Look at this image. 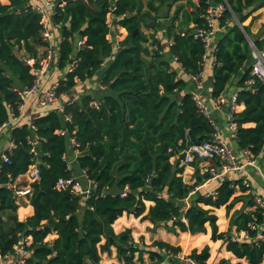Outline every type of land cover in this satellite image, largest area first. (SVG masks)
<instances>
[{"label": "trees", "instance_id": "1", "mask_svg": "<svg viewBox=\"0 0 264 264\" xmlns=\"http://www.w3.org/2000/svg\"><path fill=\"white\" fill-rule=\"evenodd\" d=\"M257 1L187 0L189 8L179 18V7L166 28V46L151 35L156 47L149 52L141 23L144 18L154 20L159 5L115 0L114 22L127 31L116 42L108 39L106 17L111 0H53L51 22L61 32L58 67L70 66L57 81V96L69 94L78 81L97 72H101L105 91L99 97L72 100L63 113L55 107L29 124L9 126L13 147L0 153V259L18 256L15 247L30 237L23 243L27 251L23 264H101V254H109L112 246L123 264L144 262V254L148 264H191L187 259L207 264L208 246L181 259L177 257L182 254L179 246L154 241L140 247L128 230L115 233L113 223L127 213L171 232L205 233L208 225L211 240L224 241L226 250L236 258L248 264L263 262L264 212L252 199L248 202L251 209L232 213L227 232L218 230L213 213L214 208L224 206L228 211L233 206L235 188L241 181L223 179L214 194H198L197 188L211 175L200 170L197 160L187 164L194 168V181L183 180L185 151L211 140L216 128L213 119L199 111L194 89L187 90V80L164 59L166 50L189 81L205 71L207 49L201 38H194V32L208 30L201 15L210 4H222L223 12L216 19L220 36L213 52L211 98H220L236 79V103L244 107L231 111V122L236 126L239 148L256 157L264 146V84L251 74L250 44L263 48L264 35L251 30L253 17L243 23L261 8ZM77 37L84 42L75 49ZM44 46L42 15L27 0H0V127L19 114L20 93L34 85L35 70L46 55L45 51L38 56L37 49ZM28 60L33 61L30 69L23 64ZM64 114L70 119L65 121ZM70 139L76 142L73 165L65 157ZM32 147L37 158L30 152ZM34 163L40 178L29 184L31 194L26 196L33 214L21 221L12 185L18 191L28 184L24 179L16 182ZM78 172L95 183L88 196L57 187L60 180ZM145 201L153 203L147 211ZM232 227L245 237L231 236ZM51 234L55 237L46 240ZM217 264L229 261L221 259Z\"/></svg>", "mask_w": 264, "mask_h": 264}, {"label": "crops", "instance_id": "2", "mask_svg": "<svg viewBox=\"0 0 264 264\" xmlns=\"http://www.w3.org/2000/svg\"><path fill=\"white\" fill-rule=\"evenodd\" d=\"M1 1H7V0H1ZM47 0H27V4L29 6H37L42 7L45 5ZM53 2V0H52ZM149 2V1H147ZM147 2L144 1L146 4ZM163 2L162 0L158 1V4ZM180 2V1H178ZM171 3H168L170 6ZM175 6V4L171 5ZM170 6V7H171ZM181 7V6H180ZM146 8V6L144 7ZM179 9V7L175 10V12ZM186 9V7H183L179 11V18L182 16V11ZM260 9V8H259ZM51 12L52 8L47 11L46 20L48 23V32H49V42L48 45H50L56 52L54 57V65L50 66V61L48 64V67L43 71V73L37 77L39 78V91H43L48 89L51 85L56 83L59 79L63 78L65 76V73L70 70V66L65 67L64 69H60L58 67L57 62V51L58 47L61 41V32L58 27H56L55 24L51 22ZM174 12V14H175ZM152 15L154 14L151 12ZM173 14V15H174ZM158 15V13H157ZM156 15V18H157ZM172 15V16H173ZM155 18V19H156ZM145 19V18H144ZM143 19V21H144ZM114 18L112 20H109V34L108 39L120 41L123 40L126 35L127 31L125 28L121 27L120 25L116 24L114 22ZM192 24H190L188 27H191ZM187 27V28H188ZM154 29V28H153ZM251 30L254 32V30L251 28ZM143 32V31H142ZM144 33V32H143ZM256 33V32H254ZM146 34V33H144ZM154 39L161 42L158 38L159 34H153L152 35ZM165 36H166V29H165ZM219 34H217V31L212 38L213 44H216V41L219 39ZM148 39L151 38V35H147ZM167 38V37H165ZM82 37L75 38L73 45L75 49H78L79 41L82 40ZM148 41H151L148 40ZM152 42V41H151ZM149 43V42H148ZM146 44V46L148 45ZM163 47L166 46V39L165 41L161 42ZM47 45V46H48ZM152 45V43H150ZM47 46L39 47L38 50V56H40L42 53L46 51ZM149 52H151V48L148 47ZM164 59H168L169 63L175 69L179 75V77L184 78L188 82L187 90L194 89L193 82L189 81V78L186 77V74L182 71L179 64L175 61V59L170 58L165 50L164 52ZM214 59H213V49L209 50L207 53V58L205 60V67L207 71V77L205 79V88L201 93V99L206 104L208 109L210 111L213 110L214 116L212 117L210 114V117L213 119L215 123L216 128V136L223 139L228 147L231 149V151L235 154L237 159L244 164V166L235 172H230L227 174H224L220 177H216L214 179H210L208 182L203 184V186L198 187L197 191H200L201 193L209 194L212 193L215 186L223 179H234L241 181V188L240 185H237L235 188V194L234 197H238V208L233 209V206L227 211V209L222 206L219 209L214 208L213 213L218 218L220 217V213H222V217L224 214H226V211L229 212L231 209H233L232 213L235 210L238 209H244L249 210L251 207L249 206L248 202L252 198V196L257 195L261 197L264 200V179L262 177V172L264 171V146L261 150V152L253 158L254 163L250 164L248 163V157L244 154L243 150L239 148L237 139L235 136V133L230 131L228 128V124L231 121L229 110V102L231 97L236 93L237 91V85H236V79H233L231 83L226 87L224 93L221 95L220 98L217 100H213L211 98V88H212V81H211V73H212V65H213ZM106 63V61H105ZM32 65V64H30ZM106 65V64H105ZM104 65V66H105ZM101 72H97L92 78L87 79L85 81H78L77 84L73 87L71 92L69 94L62 95L57 103H54L53 105L48 106H40L38 104V92H35L31 94L26 101L24 102V107L22 112L19 115V118L16 121H13L11 124H9L3 131L1 137H0V153H2L5 150H10L12 148L11 146V137H10V129L9 126L12 124H23V123H30L33 118L47 113L52 108L57 107L59 103H64L67 100H79L85 95H91V96H101L103 92L105 91V87L101 84ZM216 105L220 106V109H217ZM243 105H238L236 108V111H241L243 109ZM221 123V126L218 127L217 123ZM252 124H245V126H251ZM66 158L70 161L71 165L74 164V161L76 159V155L74 154L72 150L71 143L68 142L67 144V152H66ZM187 165V164H186ZM198 166L200 170L202 171V168L200 164L198 163ZM193 173L194 168L191 166H188L187 168L184 167V171L182 173L183 180L187 183H192L194 181L193 179ZM76 177H80V172L76 173ZM21 179H24V177L18 178L16 183H19ZM241 196V197H240ZM19 201V208L17 210V217L19 220L24 221L27 217L31 216L33 214V207L27 202L26 197H18ZM188 203V200L186 201ZM153 203L151 201H145L146 211L148 210L149 206ZM220 212V213H217ZM232 213L229 215L227 221H226V227H224L225 223H217L218 230L220 232H227L229 230V222L230 217ZM220 220V219H219ZM113 230L115 233H120L122 231L128 230L131 233V236L133 238V241L136 243H145L146 245L152 244L154 241H165L167 243H170L174 246H179L183 252V254L191 253L193 250H197L198 252L201 251L205 246L209 247V258L211 254H217V252H220V260L221 259H227L229 261V264H235L237 262H240L241 264H248L245 259H239L236 258L231 252L226 250V243L222 240H211V229L207 225L206 226V232L205 233H197V234H188L186 232H171L166 227L162 225H154L152 222H150L147 219H141L140 217H135L133 214H127L123 213L121 217H119L114 223H113ZM230 235L233 237L243 238L245 237V234L243 232L237 233L235 232V228H231ZM55 237L54 234L49 235L46 240H52ZM114 248V252H112V249ZM111 252L103 253L101 254V264L103 262L110 261V264L117 263V264H123L121 261L118 260L116 256V248L112 246ZM181 252V253H182ZM110 255V256H109ZM145 256V260H148L147 254L143 255V259ZM185 256V255H184ZM219 256V255H218ZM208 258V259H209ZM15 259V256L6 258V259H0V264H10ZM212 260V259H211ZM264 261V260H263ZM148 262L146 264H148ZM212 262V261H211ZM208 264V263H207Z\"/></svg>", "mask_w": 264, "mask_h": 264}, {"label": "built area", "instance_id": "3", "mask_svg": "<svg viewBox=\"0 0 264 264\" xmlns=\"http://www.w3.org/2000/svg\"><path fill=\"white\" fill-rule=\"evenodd\" d=\"M112 5L109 9V12L107 13L106 21L109 26V20H112L114 18L113 12L116 9L115 6V0H111ZM196 2V0H194ZM54 2L52 0H47L45 5L42 7H37V6H31L32 10L41 14L42 15V23H43V36L45 41L49 42V32H48V23L46 20V15L47 11L51 8H53ZM223 12V6L222 4H210L205 13L202 14L201 16L206 20V23L209 27L208 30H203V29H197L194 32V38H201L202 41L204 42L205 48L207 49V53L209 50L215 49V45L213 44L212 38L214 37L217 27H216V19L218 16H220ZM56 27L60 28L59 25H56ZM110 40V39H109ZM84 42V38L79 41V46H81ZM117 42V41H116ZM170 44L172 42H169ZM251 46V74L252 76L258 78L263 84H264V47L261 49H258L255 47L253 43L250 44ZM207 53L203 56V60L205 61L207 58ZM55 50L48 45L46 48V55L41 61V67L39 69H36V76H40L43 71L48 67V64L51 60L54 59L55 57ZM214 59V56H213ZM30 62H33L32 60H28L27 63L32 64ZM207 77V71H202L200 73H197L195 75H192L191 82L194 84V91L195 94L193 96L199 111L205 115L206 117L210 118V110L206 106V104L202 101L201 99V93L205 88V79ZM249 84L252 83V81L248 82ZM39 86V78L36 77L34 85L22 91L20 93V97L22 100V103L18 107L19 114L17 116H12L10 121L8 123L3 124L0 127V137L4 131V129L11 124L13 121H16L19 118L20 113L23 110L24 107V102L26 99L33 93L38 92V104L40 106H48V105H53L54 103H57L58 99L61 97L57 96L56 94V89L58 87V83H54L51 85L48 89L39 91L38 89ZM237 94L235 93L229 102V110L230 111H236L237 108ZM72 100H67L64 103H59L57 105V110L60 113L64 112L65 105L70 104ZM97 106V104H94ZM217 109H220L221 107L216 105ZM69 115L64 114V120H69ZM29 124V123H28ZM215 124V123H214ZM228 128L230 131L234 132L236 131V126L234 123L230 121L228 124ZM61 134L64 132L61 130ZM69 142L71 143L72 150L75 155H77V151L74 150V146H76V142L74 139H70ZM11 146L13 147V141L11 139ZM30 152L32 153L34 158H37L39 156L37 150L35 147H32ZM244 154L247 155L248 157V163L253 164V158L248 155L247 150H243ZM66 157V156H65ZM197 160V162L200 164L202 171L208 172L211 175V178L214 179L216 177H220L224 174L230 173V172H235L241 169L244 164H242L235 154L231 151V149L228 147L226 142L217 137L216 133L212 136V139L206 142H203L198 145H193L189 147L185 153L184 157L182 159V163L184 164H189L192 161ZM5 162H9L7 158H4ZM25 178L26 184L22 188H20L18 191L15 190V186L12 185V189L14 190L15 194L17 197H26L27 195L31 194V187L30 183H33L37 181L40 178V171L37 163H34L31 165L28 169V171L22 176ZM262 177L264 179V171L262 172ZM80 179V180H79ZM58 188H70L71 192L75 193L76 195H83V196H88L91 194L92 190L95 188V183L89 179H86L85 175L80 173V177H76V175H73V177H70L65 180H60L57 184ZM214 194V193H212ZM258 208L262 209L264 212V200L257 196L254 195L251 198ZM254 228V227H253ZM261 239H264L261 236ZM30 241V237L25 238L22 243L17 245L15 247L16 252L18 254L15 255V259L10 263V264H23V258L25 257L27 251L25 249V245L23 244L28 243ZM177 257L183 259L185 256L179 254ZM191 264H197L191 259H187Z\"/></svg>", "mask_w": 264, "mask_h": 264}, {"label": "rangeland", "instance_id": "4", "mask_svg": "<svg viewBox=\"0 0 264 264\" xmlns=\"http://www.w3.org/2000/svg\"><path fill=\"white\" fill-rule=\"evenodd\" d=\"M145 2L147 1H150L153 3V5H159V8L156 12V15H157V18L152 20L150 18H145L144 21H142L141 23V31H143L144 33H146V35H153V34H159L160 36L158 37L160 39L161 42L165 41V29L167 28L168 24L171 22V19H172V15L174 14L175 10L178 8V7H186V8H189L188 5L186 4V1L187 0H162L163 2L159 3L158 4V1L159 0H144ZM180 1V2H178ZM168 3H171V5L175 4V6H169ZM261 4V8L258 9L257 11L253 12L251 14V16H249L245 21H244V25L248 24L250 21H251V17H253V20L251 21V28L254 30V32H259V33H263L264 35V2L260 0H258L256 2V5H260ZM154 28V29H153ZM150 40V39H149ZM151 41H149L148 43V47L151 48V52H153L154 50V47L155 46H152L150 45ZM32 63V62H30ZM210 114L211 116L213 117L214 116V113H213V110L210 111ZM217 126L220 127L221 126V123H217ZM184 164V163H182ZM188 165L185 166V168H187ZM80 180V179H79ZM238 197H234V206H233V209H236L238 208L237 206H239V203H238ZM241 197V196H240ZM233 209H231L229 212L226 211V214H224V216L222 217V213L220 212H217V213H220V217L218 218V223L222 222V223H225L224 227H226V221L229 217V215L232 213ZM220 219V220H219ZM140 247H144L143 245H146L145 243H139ZM112 249V252H114V248H111ZM190 254L189 253H186V254H182L181 255H185V256H188ZM219 255V256H218ZM110 256V255H109ZM212 259V260H211ZM212 261V262H211ZM220 261V252H217V254H211L210 255V258L207 260V263L208 264H217L218 262ZM230 262H232L231 260H229ZM148 261L145 260V256H144V262H138V264H146ZM103 264H110V261H107V262H103ZM113 264H117V263H113ZM261 264H264V261L261 263Z\"/></svg>", "mask_w": 264, "mask_h": 264}, {"label": "water", "instance_id": "5", "mask_svg": "<svg viewBox=\"0 0 264 264\" xmlns=\"http://www.w3.org/2000/svg\"><path fill=\"white\" fill-rule=\"evenodd\" d=\"M63 2H66V1H68V0H62ZM87 2H89V3H92L93 2V0H86ZM236 21H237V19H236ZM237 23H238V21H237ZM252 43V42H251ZM71 62V61H70ZM23 64H25L26 66H27V68L28 69H30L31 68V65L29 64V63H27V62H25V61H23ZM56 64H58V55H57V62H56ZM54 65V60H52L51 62H50V66H53ZM197 193L199 194V191H197Z\"/></svg>", "mask_w": 264, "mask_h": 264}]
</instances>
